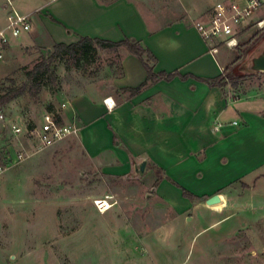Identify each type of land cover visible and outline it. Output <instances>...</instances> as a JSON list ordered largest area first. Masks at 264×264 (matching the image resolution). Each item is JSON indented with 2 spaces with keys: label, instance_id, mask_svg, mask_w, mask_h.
I'll return each mask as SVG.
<instances>
[{
  "label": "crops",
  "instance_id": "0c3cea01",
  "mask_svg": "<svg viewBox=\"0 0 264 264\" xmlns=\"http://www.w3.org/2000/svg\"><path fill=\"white\" fill-rule=\"evenodd\" d=\"M217 1L0 0V27L10 9L31 15L30 31L9 38L0 82L14 76L17 66L26 69L40 57L47 58L57 43L68 45L80 38L138 42L154 57V74L179 76L148 82L131 95L128 89L145 82L146 72L137 57L119 48L113 53L119 56L118 75L97 82L98 87L62 80L63 118L75 122L84 149L107 179L132 178L142 161L144 174L159 170L155 190L178 217L186 213L192 217L200 207L219 216L217 223L240 214L264 216V84H207L229 64L225 51L209 53L195 28ZM35 49L46 55H37ZM19 56L30 66L17 64ZM56 69L63 79L65 69ZM41 93L44 101L55 102V96ZM182 189L193 202L183 197ZM214 195L219 203L207 205ZM91 210L76 230L79 264H143L133 254L141 248L147 254L156 249L158 259L161 248L176 249L172 238L177 224L182 226L177 218L146 227L138 235L133 225L115 218L102 225L101 232L108 234L104 250L96 241L99 227L86 224ZM107 214L116 216L117 210L111 207L99 216ZM92 231L94 240L87 238Z\"/></svg>",
  "mask_w": 264,
  "mask_h": 264
},
{
  "label": "rangeland",
  "instance_id": "374dc122",
  "mask_svg": "<svg viewBox=\"0 0 264 264\" xmlns=\"http://www.w3.org/2000/svg\"><path fill=\"white\" fill-rule=\"evenodd\" d=\"M256 15L264 18V8ZM238 39L240 46L237 49L220 48L229 58L222 83L231 86L245 81L264 84V73L238 70L264 45V28L250 25ZM7 46L4 45L3 49ZM33 51L37 55H46L45 51ZM113 53L95 48L87 55L79 52L73 57H61L55 67L65 69V74L61 72L63 79L57 76L56 84H49L48 78L40 79L44 86L37 99L25 94L0 106V112L8 120L32 129L44 110L64 102L62 80L71 79L81 85L88 81L98 87L97 82L118 75L119 56ZM239 54L242 58L236 60ZM144 59L151 63L146 57ZM17 64L30 66L24 56L17 58ZM19 68L17 66L14 76L9 77L21 86L26 80L24 69ZM8 86L5 83V87ZM42 91L55 96V102L44 101ZM6 145L10 146V154L25 149L24 159L7 164L1 151ZM91 154L80 142L78 131L49 147H41L29 135L16 139L8 129L0 127V159L4 166L0 176V264H69L67 259L70 264H79L77 226L82 223L84 213H89L91 209L97 211L94 199L104 196L111 197L109 203L113 205L107 204L108 209L113 207L117 215L103 217L99 213L104 215L108 209L97 211V214L91 210L86 217L88 226L99 227L95 229L99 235V238L96 235V241H100V245L102 242V249L104 242H108V234L101 232L102 225L109 219L117 218V223L133 225L138 235L146 227L177 218L182 226L177 224L172 238L176 241V249L161 248V259H158L156 249L147 254L141 248L133 253L142 258L139 263L263 264L264 216L240 214L229 221L225 219L217 223L221 219L219 216L200 207L193 211L192 217L189 213L178 217L165 201H161L155 190L161 175L159 170L141 176L131 173L132 178L127 179H107ZM118 234L121 236V233ZM90 235L94 240L93 231L87 234V238ZM97 247L102 250L99 244Z\"/></svg>",
  "mask_w": 264,
  "mask_h": 264
},
{
  "label": "built area",
  "instance_id": "2783aa9c",
  "mask_svg": "<svg viewBox=\"0 0 264 264\" xmlns=\"http://www.w3.org/2000/svg\"><path fill=\"white\" fill-rule=\"evenodd\" d=\"M264 8V0H219L204 15L203 19L195 24V28L208 47L209 53L216 54L222 47L234 50L239 45V35L250 25L258 29L264 28V18L257 17L256 12ZM31 15H23L14 9L6 14L5 24L0 27V60L4 58V45L9 44V38L16 39L30 31ZM108 99L105 104H108ZM65 103L52 106L44 110L32 129L8 120L0 112V127L8 129L10 135L18 139L20 136L29 135L41 147H49L57 141L76 134L78 127L75 122H65L63 111ZM10 146L1 148L6 163L15 164L25 157V149L9 153ZM4 172L2 159H0V176ZM111 197L94 200L96 209L101 212L105 203H109ZM264 264V262H263Z\"/></svg>",
  "mask_w": 264,
  "mask_h": 264
},
{
  "label": "trees",
  "instance_id": "16d2710c",
  "mask_svg": "<svg viewBox=\"0 0 264 264\" xmlns=\"http://www.w3.org/2000/svg\"><path fill=\"white\" fill-rule=\"evenodd\" d=\"M239 46L240 44L235 49H237ZM95 48L109 52H117L119 48H125L130 54L134 55L140 60L146 72V80L137 88L128 89L131 95L139 93L148 84V82L153 83L159 80L169 82L173 78L179 76L177 72H173L170 74H154L151 66L154 64L155 59L151 55V53L147 49L143 48L138 42L126 38L118 42H111L101 39L80 38L75 43L68 45L63 43L54 44V46L52 47V51L47 58L40 57L31 68L24 69V77L26 82L21 86H18L11 78H7L4 80L5 83L9 84L8 87H5V83H0V106L9 103L10 101L25 94L33 99H37V96L44 86L41 84L40 79L48 78L49 84H56L57 75L55 71V64L57 60L61 59V57L63 56L73 57L79 52H83L84 55H87ZM241 56V54L237 55L236 60L241 59ZM144 57L149 59L151 63L149 64L148 62H146ZM223 75L224 73L217 78L206 82L209 86L225 85L227 83H222ZM182 78L184 79L185 77ZM233 87H236V85H234ZM182 195L183 197L190 200L194 198L184 189H182Z\"/></svg>",
  "mask_w": 264,
  "mask_h": 264
},
{
  "label": "water",
  "instance_id": "95a60500",
  "mask_svg": "<svg viewBox=\"0 0 264 264\" xmlns=\"http://www.w3.org/2000/svg\"><path fill=\"white\" fill-rule=\"evenodd\" d=\"M241 72L250 73H264V45L259 49V51L253 55L247 62H245L238 69ZM146 162L142 161L134 168L135 175L141 176L144 173ZM207 205H213L219 203L218 196L214 195L207 199Z\"/></svg>",
  "mask_w": 264,
  "mask_h": 264
},
{
  "label": "bare ground",
  "instance_id": "6f19581e",
  "mask_svg": "<svg viewBox=\"0 0 264 264\" xmlns=\"http://www.w3.org/2000/svg\"><path fill=\"white\" fill-rule=\"evenodd\" d=\"M108 203H105V208H103V210L101 212H105V210H107L109 207V205H107Z\"/></svg>",
  "mask_w": 264,
  "mask_h": 264
}]
</instances>
